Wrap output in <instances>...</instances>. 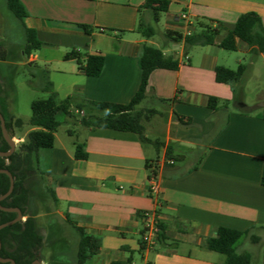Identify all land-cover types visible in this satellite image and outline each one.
<instances>
[{
	"label": "crops",
	"instance_id": "1",
	"mask_svg": "<svg viewBox=\"0 0 264 264\" xmlns=\"http://www.w3.org/2000/svg\"><path fill=\"white\" fill-rule=\"evenodd\" d=\"M20 1L28 13L25 26L37 30L44 44L27 60L3 62L0 68L7 80L4 64L7 68L29 62L40 66L43 77L39 71L35 77L23 69L30 86L44 94L32 100L31 110L35 100L60 102L67 97L129 103L140 86L144 44L180 62L177 69L158 68L150 74L142 103L151 106H139L155 108L157 114L162 112L156 105L167 109L165 140L158 143L156 158L148 127L144 136L150 141L131 131L87 127L80 120L78 128L64 130L65 135L61 124L71 120L65 114L54 146L38 151L45 184L58 199L57 211L101 240L99 252L85 264H224L226 256L205 245L219 227L247 232L237 250L249 252L251 264H264V100L249 104L244 91L249 69L253 74L264 72V53H254L238 39L237 51L260 56L262 61H251L238 82L221 83L216 80V66L231 68L220 62L225 49L218 42L225 30L216 44L195 45L186 51L183 41L161 34L162 42L155 35L145 36L141 25L143 19L161 32L187 35L200 22L231 28L242 14L254 11L264 26V0H168V10L157 23L153 12L144 8L148 0ZM8 21L13 24L12 33L17 21L5 0H0V41L10 33L5 28ZM15 46L14 42L6 44L13 56ZM71 51L79 52L82 60L87 54L104 55L102 73L87 75L77 59L65 58ZM209 97L219 99L216 109L208 106ZM233 99H239L240 105L231 107ZM14 108L15 102L5 112L17 118ZM33 129L24 124L8 132L18 147ZM77 145L88 154L87 159L75 157ZM184 149H189L192 160L184 156ZM151 176L158 182L156 193L150 191ZM147 211L158 214L162 227L153 249L142 241ZM253 234L259 236L258 242L252 241Z\"/></svg>",
	"mask_w": 264,
	"mask_h": 264
},
{
	"label": "trees",
	"instance_id": "2",
	"mask_svg": "<svg viewBox=\"0 0 264 264\" xmlns=\"http://www.w3.org/2000/svg\"><path fill=\"white\" fill-rule=\"evenodd\" d=\"M7 9L14 15L16 20L20 21L23 33V39L17 40L12 35L9 36L11 42L15 43L14 56L6 47L5 41H0V65L7 61H25L30 54L38 50L43 44L40 33L35 29L27 28L23 22L27 16V10L20 0H5ZM169 7L168 0H148L144 8H149L154 14L155 23L159 20V15L166 12ZM144 27V35L147 37L161 34L164 38L175 42L183 41L186 51L195 45L216 44L217 37L223 30L224 35L218 42L219 46L228 51H235L238 48L237 40L247 43L248 47L254 53H264V26L260 15L254 11L242 14L233 27L224 29L215 27L208 23H198V29L190 34L183 35L176 31L166 30L161 32L157 26H152L141 20ZM88 30L87 26L82 25ZM85 46H88L86 43ZM65 58H75L78 60L80 67L89 76H99L102 73L105 64V57L102 54H87L84 60L81 59L80 53L71 51L65 55ZM141 68V82L139 89L127 104H117L102 101L82 100L75 97H67L57 102L51 99L35 100L32 103V114L29 119V125L36 127L31 130L24 142L20 143L15 152L9 157L0 156V169H8L14 179L15 185L12 193L2 200L0 204L9 208H20L25 217L24 220L6 226L0 230L1 250L0 256L12 258L16 264H32L35 260H42V247L44 237L40 233L37 224V213L30 212L33 197V180L39 179L45 184L43 175L38 166V151L40 148L53 147L55 143V132L61 124L60 114L69 117L74 116L75 110L83 111L84 114L80 121L87 127H105L123 131H131L139 134L142 140L150 141L144 136L146 126L145 121L151 116L158 113L155 108H140V104L146 98L147 87L150 74L158 68L177 69L180 62L173 55H167L162 49L152 45L144 44L142 54L139 59ZM11 70L7 80H3V74L0 68V85L3 81L15 92L14 74L18 71V64H8ZM24 68L35 77L38 73L43 77L42 69L39 65L29 62L25 63ZM247 65L240 62L236 69L223 65L216 66V80L221 83H235L244 76ZM39 71V72H38ZM8 89H6L7 91ZM166 101L165 99H162ZM216 97H209L208 106L216 109L218 106ZM5 108V107H4ZM0 107L1 113L5 117L6 127L9 130L12 126L21 127L25 122L17 117H9L5 112L6 109ZM183 122V119L180 118ZM189 124L188 122H183ZM217 129L212 132L214 135ZM10 148L5 140L0 123V151H8ZM77 159H87L88 154L84 149L77 145L75 151ZM148 167H153L148 162ZM262 183L264 185V168L262 173ZM10 187V178L6 173H0V196L5 194ZM50 197L57 206L58 199L52 188L47 186ZM41 194H45L40 193ZM17 216L16 212H10L0 209V224L13 220ZM66 222L71 226L74 234L78 237L75 248H72L63 238L52 234L51 237V259L58 260L60 253L72 254L74 264H85L92 256L97 254L101 247V240L80 226H77L69 217ZM264 228V227H263ZM247 232L227 227H219L217 235L205 240L208 249L222 253L226 256L224 264H251L252 255L247 252H239L237 243L244 237ZM252 241L258 242L259 236L252 235ZM0 264H11L10 262Z\"/></svg>",
	"mask_w": 264,
	"mask_h": 264
},
{
	"label": "rangeland",
	"instance_id": "3",
	"mask_svg": "<svg viewBox=\"0 0 264 264\" xmlns=\"http://www.w3.org/2000/svg\"><path fill=\"white\" fill-rule=\"evenodd\" d=\"M16 24H14V30L11 33V29H13L12 22L8 21L5 28H8L10 33L4 36V41L6 44L10 45L11 39L9 36L12 35L17 40L23 39V33L20 26V21L15 19ZM8 31V32H9ZM2 40V41H3ZM155 40L162 42L164 38L160 34L155 35ZM5 44V45H6ZM174 47H177V43L173 44ZM223 55L221 59V64H226L231 66L232 69H236L238 67V60H241L242 63L247 66L250 65L251 61H262L260 56H253L252 53L240 51H228L222 50ZM6 66V76L11 74V70ZM24 66L18 65V71L14 74V83L16 90L13 92L12 88L7 85L4 88L0 85V107L6 109L7 107H12L13 102H15L14 113L17 117L21 118L25 122V126L29 125V119L32 114L31 110V102L35 98L44 96V94L38 90H34L30 84L28 83L27 76L23 73ZM248 76L246 78V85L244 88L246 95V102L251 104L253 102H257L258 100H264V72L259 74L254 73L251 69L247 72ZM258 75V76H257ZM16 76V77H15ZM258 77V78H257ZM6 89H8L6 91ZM241 101L238 99H233L231 102V107L239 106ZM150 107L145 101L141 104V107L146 106ZM162 113L155 114L151 116V118L145 121V126L148 127L147 133L150 136V139L155 141V144H152V147L155 151L154 158L158 156L157 150L159 149L158 143H162L165 140V132L167 128V109L166 107H162L161 105H156ZM253 110V107H251ZM63 114L59 115V119L63 120ZM81 119V115L74 113V116L71 117V120L68 123H62L60 127L61 133L66 129L76 130L78 128V121ZM73 139V138H70ZM17 148V147H16ZM184 156L187 157V160H192L193 157L189 154V149H184ZM197 157V156H196ZM176 161L180 162L181 159L177 158ZM33 197H32V206L29 208V211H35L37 213V224L40 233L44 237V244L42 247L41 255L43 257L42 264H74L72 254L70 253H60L58 256V260L54 261L51 259V235L56 234L57 237L63 238L72 248H75L78 237L74 234L71 226L66 222V219L61 216V214L57 211V206L55 205L53 199L50 197L48 191L46 190V184L40 182L39 179L35 178L33 180ZM45 193L41 194L40 193ZM25 219V217H24ZM244 246H239V249H242ZM224 257V255H222ZM90 264V263H87Z\"/></svg>",
	"mask_w": 264,
	"mask_h": 264
},
{
	"label": "water",
	"instance_id": "4",
	"mask_svg": "<svg viewBox=\"0 0 264 264\" xmlns=\"http://www.w3.org/2000/svg\"><path fill=\"white\" fill-rule=\"evenodd\" d=\"M0 123H1L2 134L10 146L8 151H0V156L9 157L10 155H12L15 152L16 143L13 140V138L9 135L8 129L6 127L5 117L1 113V111H0ZM0 173H6L10 178L9 190L5 194L0 196V202H1L2 200L7 198L12 193V191L14 189V185H15V179H14L12 173L8 169H0ZM0 209L17 213V216L13 220L0 224V230L6 226H9V225H12L16 222L24 220V215H23V212L21 211L20 208H9V207H4L0 204ZM1 246H2V243H1V239H0V250H1ZM0 262H2V263L10 262L11 264H16L12 258H4L1 256H0ZM32 264H42V262L40 260H35Z\"/></svg>",
	"mask_w": 264,
	"mask_h": 264
},
{
	"label": "built area",
	"instance_id": "5",
	"mask_svg": "<svg viewBox=\"0 0 264 264\" xmlns=\"http://www.w3.org/2000/svg\"><path fill=\"white\" fill-rule=\"evenodd\" d=\"M182 17H187L186 13L182 14ZM150 191L156 193L158 191V182L155 176H151L149 179ZM144 226L142 233V241L146 248H155L159 241L162 233L161 222L158 214L155 211H147L143 215Z\"/></svg>",
	"mask_w": 264,
	"mask_h": 264
}]
</instances>
